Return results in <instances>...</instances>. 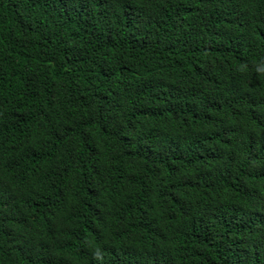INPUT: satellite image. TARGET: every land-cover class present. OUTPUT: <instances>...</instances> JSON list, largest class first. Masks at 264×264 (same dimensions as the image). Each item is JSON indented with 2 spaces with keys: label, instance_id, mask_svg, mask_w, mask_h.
I'll use <instances>...</instances> for the list:
<instances>
[{
  "label": "trees",
  "instance_id": "16d2710c",
  "mask_svg": "<svg viewBox=\"0 0 264 264\" xmlns=\"http://www.w3.org/2000/svg\"><path fill=\"white\" fill-rule=\"evenodd\" d=\"M0 264H264V0H0Z\"/></svg>",
  "mask_w": 264,
  "mask_h": 264
}]
</instances>
